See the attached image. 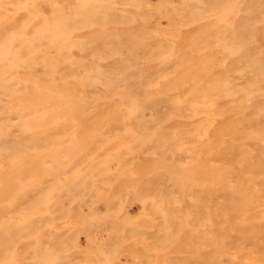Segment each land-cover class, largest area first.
Returning a JSON list of instances; mask_svg holds the SVG:
<instances>
[{
    "label": "rangeland",
    "instance_id": "obj_1",
    "mask_svg": "<svg viewBox=\"0 0 264 264\" xmlns=\"http://www.w3.org/2000/svg\"><path fill=\"white\" fill-rule=\"evenodd\" d=\"M218 3L231 5L226 0ZM246 3L238 0L236 7L244 10ZM160 7L168 9L169 5L160 6L158 0H0V201L6 204L10 198L12 211L17 209L11 216L2 205L0 212L22 221L11 225L7 235H0V264H160L165 258L164 229L159 231L154 222L164 220L171 225V218L204 219L199 220L198 214L162 216L163 207L171 212L177 209L175 202L177 206L185 203L170 190L177 186L174 180L178 178L188 180L187 188L195 192L188 204L201 200L204 203L197 204L206 206L214 200L206 206L209 211L205 210L216 213L218 209L219 217L210 216L209 220H221L223 212L240 226L252 224L256 230H264V192L254 193L253 185L261 182L255 180L254 169L249 170L251 158L235 157V162L232 156L226 157L225 144L214 136L237 138L240 129L235 123L231 125L235 118L230 116V125L224 127L226 123L218 120L216 113L212 116L206 112L200 101L203 97L195 103L196 96L209 94L211 88L205 76H196L198 69L181 78L156 76L158 22L162 19L170 24L159 13ZM228 26L242 27H221ZM199 81L208 91L202 85L195 88ZM179 110L185 113L181 112L183 117ZM195 112L198 118L194 121ZM201 126L205 130L211 127L210 135L203 134ZM190 133L199 134L196 138L200 139L194 141L203 140L193 151L186 145ZM178 142L183 143L180 155L174 150ZM205 147L210 148L208 153ZM210 157L226 160L230 166L223 165L224 169L227 166L223 171L219 165L224 163L213 164ZM173 160L178 165H172ZM181 160L187 163L185 168ZM231 168L242 173L236 178L238 184L231 179L235 176L230 178L226 173L232 174ZM166 174L174 181L172 188H166L170 182ZM224 176L231 181L228 184L235 185L232 187H236L233 190H237L238 199L242 196L236 210L234 203L228 206L220 202L223 194L219 201L218 192L224 193L227 184ZM242 179L244 184L239 186ZM22 186L30 188L23 199ZM195 189L201 196L206 194L204 199L207 192L214 199L202 200ZM256 197L261 201L256 206L260 211L252 204ZM186 247L177 253L194 258L192 249ZM187 250L190 253L186 254ZM256 250L245 251L247 255L238 251L202 258L210 260L206 264H212L214 258L221 259L214 264L224 260L223 264H257L262 258L264 261L260 255L264 251L259 249V254ZM249 254L261 259L256 261ZM243 259L251 261L241 262Z\"/></svg>",
    "mask_w": 264,
    "mask_h": 264
},
{
    "label": "bare ground",
    "instance_id": "obj_2",
    "mask_svg": "<svg viewBox=\"0 0 264 264\" xmlns=\"http://www.w3.org/2000/svg\"><path fill=\"white\" fill-rule=\"evenodd\" d=\"M226 1H228L231 5L228 6L226 4L218 3V2H221V0H158V4L160 6L169 5L168 9L166 7L165 9L161 10V7H160L159 13L161 15H163L164 17L166 16L165 18H167L169 20L170 24L165 22L162 19H160V22H158L159 23V27H158L159 29L157 30V32L159 33L160 40L158 42V53L156 54L157 55L156 57L158 58V60H157L158 69L155 72H156V76H176L177 78H178V76H180V78H181V76H190L189 72L194 71V70L196 71V69H198L199 73L196 76H205L204 78L207 80V82L205 81V83L211 87L209 94L202 93V94L198 95V93H197L196 95H198V96L195 97V103H197V101H199L200 97H203L200 99V101H201V103H203V105L205 107L204 109L206 110V112L211 113L212 116L215 115V113H216V116L218 115L217 118L220 117V118H218V120L221 119L223 124L226 123V124H224L225 125L224 127H226V125H230V123H231V121H229L230 116L235 118V119H233L234 121L231 125H233L235 123L238 125V127L240 129V130L239 129L238 130L240 131L239 133H241V134L238 135L237 138L230 137V139H229L227 137H224L228 134L221 136V137H218L217 135H214V136H216L219 141H221L223 144H225V152H224L225 154L223 153V155H225L226 157L232 156L231 158H233V160L235 157H238V159H239V157H241V159L242 158L243 159L251 158V161L248 162V164H250L249 170L254 169V170H252V172L255 171V174H254V176L256 178L255 180L261 182L260 184L253 185V190L255 191L254 193L258 194V193L264 192V175H263V172H264V28H262V27H249V26H251V25H263L264 26V0H246L247 3L244 6H242L244 10H242V9L240 10L236 7L237 6L236 3L238 0H226ZM168 25H172V28L169 29ZM219 25H220V27H219ZM227 25H242V27H229V26L228 27H221V26H227ZM133 59H135V58H133ZM138 59L139 58H137V60ZM143 60H145V59H143ZM128 64L131 65V63H128ZM130 65H129V67H130ZM154 65L156 68V64H154ZM134 66L135 65H132V67H134ZM143 68H144V66H143ZM132 72H133V70H132ZM193 73H195V72H193ZM142 74H143V71H142ZM154 75H155V73H154ZM109 76H110V74H109ZM177 78H176V80H177ZM198 80H199V77H198ZM178 82L180 83L182 81L180 80ZM201 82L198 84L199 86H197L195 84L196 89L200 88V86L202 85ZM187 84H188V82H187ZM177 87H178V84H177ZM204 87L205 86H203V90L208 91ZM195 91H197V90H195ZM179 92H180V90L178 91V93ZM192 93H194V91L190 92V94H192ZM179 95H180V93H179ZM187 97H189V96H186V98ZM173 98H175V97H173ZM171 99H172V97H171ZM188 99H190V97ZM218 99L220 100V102H217ZM187 101H189V100H187ZM200 101H199V103H200ZM166 111H168V109H166ZM186 111H187V109H186ZM179 112H180V110H179ZM182 113L180 116L183 117V115L185 113H183V115H182ZM187 114H186V117L188 116ZM97 115H99V114H97ZM187 118L189 119V117H187ZM197 118H198L197 113H196V115L192 113V119L195 121V120H197ZM212 118L214 119V117H212ZM178 122L180 123V121H178ZM187 122H184V123L186 124ZM215 122H218V121H215ZM190 123H192V122H190ZM218 123H220V122H218ZM218 123H216V126ZM175 126H178V125H175ZM179 127H176V128H179ZM204 127H207V126H204ZM176 128H175V132L177 131ZM201 128H202V126H201ZM210 128H209V130H205V128L204 129L202 128L203 130L201 129L200 131H203V134H205V135H207V134L210 135V133H211ZM217 128L218 127H216V129ZM206 129H208V127ZM112 131H113V129H112ZM214 131H215V129H214ZM214 131H213V134H214ZM230 131H231V129H230ZM56 133H55V135H58ZM225 133H227V129H226V132H224V134ZM228 133H229V130H228ZM175 134H177V133H175ZM213 134H211L212 137H213ZM230 134L231 133H229V135ZM62 135H63V133H62ZM197 135H199V134H197ZM196 136L194 133H190V138L186 140V142H187L186 145H191L190 150H192V151L194 149V146H199L203 141L202 140L201 143L194 141L197 138L200 139L199 137L196 138ZM202 136H203V138H202ZM202 136H201V139H204V135H202ZM214 138H212V139H214ZM231 138H233V139H231ZM178 139H179V137H178ZM217 139H215L214 142H217L216 141ZM11 140H13V139L11 138ZM198 141H200V140H198ZM214 142H212V143H214ZM236 142H238V144ZM204 143H203V146H204ZM209 143H211V142H209ZM210 145H212V144H210ZM175 146H176V148L174 149L175 154L180 155L179 150L183 146V143L178 142ZM207 146L208 145H206V147ZM206 147L203 149H205L208 153V150L210 148L206 149ZM226 147H227V150H226ZM15 149H17V148H15ZM200 150L201 149H199V151ZM12 151H13V149H12ZM207 153H206V156H209V154L207 155ZM198 154H200V153H198ZM215 154H216V152H215ZM218 154H219V152H218ZM220 154H222L221 151H220ZM200 155L203 156L204 154H200ZM197 156H194V158H196ZM188 157H190L191 158L190 161H192L193 156L189 155ZM203 157H205V156H203ZM213 157H214V155H213ZM213 157H210V159ZM174 158L176 160V157H174ZM207 158L208 157H205V160ZM218 158L224 160L223 158H225V157L221 158L218 156ZM167 159H169V158H167ZM181 159H183L182 156H181ZM236 159L237 158H235V160ZM175 160H173L172 165H174V164L178 165V163L176 164V162H178V161H175ZM183 160L188 162V160H185V158ZM196 160L198 161L197 158H196ZM226 160H225V162H226ZM184 161H182V165L187 164ZM199 161H201V160H199ZM221 161L219 162V159L217 161V158H216V159H214V162H212V163L217 164V162H218V163L222 164ZM239 161H241V160H239ZM202 162H203V160H202ZM225 162H223L224 164L219 165V166L221 168H223L225 165L228 166L229 164H227ZM235 162H237V160ZM189 164H190V162H189ZM182 165L179 164V167L182 168ZM184 165H183V168L186 167V165L185 166ZM227 166L225 169L223 168V171H225L227 169ZM175 170H177V169L174 168V170H173L174 173L176 174L178 172L177 174H179V171L175 172ZM215 171L216 170H214V174H213L214 176H215ZM231 171H232V174H230V171L226 172L227 174H229V176L230 175L235 176V179H234V177L231 178V176H230L231 179L236 180V178L237 179L240 178V174H242L241 172H240V174H238L239 172L235 168L234 169L231 168ZM246 171H247V169H246ZM233 172L236 173V175L235 174L233 175ZM174 173H172V174H174ZM183 173H181V175H183V176L189 175V172H188V174L185 172H183ZM212 173H213V171H212ZM237 174L239 175V177ZM166 175L168 177V174H166ZM223 175H225V173ZM178 177H180V176H178ZM168 178L165 181H168ZM169 179H170L169 181L171 182V178H169ZM174 179H176V178H174ZM224 180L227 181V184L225 182L223 183V184H226L225 187L223 186L224 187L223 188L224 193H221V191L218 192L219 196H221V197H219V201H220V199H222V195H220V194H223V201H220V202L226 203V205L234 203V208L236 210L237 208H236L235 204H236V202L239 204L242 203V201L241 202L239 201L242 199V196L240 197L241 199H238L239 195L236 194L237 190H236V193L233 190V189H236V187L234 188V187H232V185L234 184V182L237 184H238V182H237V180L233 181V184L230 183L231 184L230 185V184H228L230 180L229 181L226 180V177L224 178ZM28 181H30V179ZM174 181L177 182V184H176L177 186L174 187V189H170V190L175 191V194L178 195L177 197H179V199H181V201L184 200L185 203L184 204L180 203V205L177 206V203L175 202V204H174L175 206L173 205V207L174 208L176 207L177 209H174L171 212H169L166 209V207L161 206V209H162V207L165 209V210L164 209L162 210V216H168V217L169 216H176V217H178V216H184V215L190 216L191 214L192 215L196 214V216H197V214H198L201 216V218L199 220L202 219V216H204V219H206L207 217H208V219H206V220L202 219L201 221L194 222V221H186L185 219L184 220H181V219L172 220V218H171V221H172L171 225L168 224V221L166 224L164 220H156L154 223L157 224V226L159 228L158 230L162 231L164 229L163 230L164 235H163V237H161V239L164 240V244L162 245V248H163V251L165 252V258L160 262V264H206L208 261H210L207 258H202V256L203 255L206 256V254H208V255L210 254V256H211V254L213 253V254H215L213 256H216V255L232 254L233 252H235V254H236V253H238V251H239V253H240V251H244L243 253H245V251H250V250L255 249V248L257 249L256 250L257 253H259V249L264 251V230H261V231L256 230L258 228H256L254 226L255 227V229H254L253 227H251L252 224L245 226V227L240 226L239 223H237L236 221L230 220L229 214L224 215L223 212L221 211L223 208L222 209L220 208L221 206L224 207L225 204H224V206L221 204V206L219 207V211L222 212V213H220V214H222V219L221 220L219 219L218 221H217V219H216V221H215V219L209 220L210 216H212V217L216 216L217 215L216 213L218 212V209H217L216 213H206L207 210H205V209L206 208L208 209L209 205L214 200L213 201L211 200L209 205H206V202H205V205L208 207L203 206L202 204H197L199 201L197 202L196 200H194V201H196V203L193 204V202H191V205H190L188 203L193 200L194 196L192 197V195H191V193L193 192V189L190 187L187 188L186 183L188 182V180L186 182L185 179L178 178ZM241 181H242V183H239V186H240V184H244L243 179ZM173 182L170 183V186L168 185L169 184L168 183L166 188H170L172 186L171 184H173ZM245 182L247 183V180H245ZM212 183H213V181H212ZM188 184L190 185V183H188ZM22 185H23V183H22ZM173 185H175V184H173ZM229 186L231 188H228ZM233 186H235V185H233ZM260 187H263V189H261ZM190 189L192 190L191 192H190ZM170 190H167V191H170ZM196 190L197 189H195V191ZM210 190L208 188V191H210ZM197 191L199 192V190H197ZM203 191H204V193H202V194H205L206 190L204 189ZM247 192H249V191H247ZM251 192H252V190L250 191V193ZM0 193H1V191H0ZM28 193H30V188L23 189V186H22L20 197L23 199L26 197L25 195ZM193 193H195V192H193ZM207 193H208L206 196L207 199L209 197L214 199L212 196H210L209 192H207ZM11 194L13 195L14 193H11ZM198 194H197V197H198ZM176 195H175V197H176ZM205 195L201 196V193L199 194V196L201 197L202 200H207V199H204V197H203ZM212 195H213V193H212ZM240 195H242V194H240ZM216 197L218 198L217 195H216ZM31 198H33V197H31ZM210 198H209V200H210ZM257 198L258 197H256V199H255V202L257 204L254 205V203H255L254 201H253L254 203H252L256 209L258 208L256 206L261 202L260 199H257ZM262 198L263 197L261 195V199ZM8 200H10L11 202L6 203V204H1L2 201H0V209L3 207L2 205H4L5 209L10 211L7 214L13 216V213L17 209L14 210V212H13L12 209H13L14 205L12 204V200L10 198H8ZM176 201H178V203H179V200H176ZM200 202H201V200H200ZM201 203H204V202H201ZM23 204H25V203H23ZM260 204H259V206H260ZM217 205L219 206L220 204H217ZM253 206H252V208H253ZM224 208H227V207L225 206ZM239 208H242V207L239 206L238 209ZM255 208H254V210H256ZM260 208H258L259 211H260ZM226 210L229 211L230 209L228 208ZM208 211H209V209H208ZM232 211H233V209L231 210V212ZM159 212H161V210ZM231 216H232V214H231ZM257 216H259V215H257ZM187 217L188 216H186V218ZM212 217L210 219H212ZM217 217H219V216L217 215ZM238 217H239V215H238ZM238 217L235 216L234 218H238ZM250 218H251V216H250ZM187 219L189 220V217ZM255 219H257V217ZM255 219H253V220H255ZM15 223L21 224L22 221H19L18 219L16 220L13 218L11 219V217L8 218V216H6V214H3L0 212V235H7L8 234L7 232L10 231V229L12 228L13 225H15ZM170 231H172V238H170ZM166 233H167L168 238L166 236ZM186 246L190 247V249H192L191 253L193 252V254L195 255L194 258L187 257L189 255L187 253H190V252H188L190 250L186 251L187 256L182 255V253H185V252H180V253L178 252L177 253V251L179 249H182ZM261 250H260V252H262ZM176 254L181 255L182 257H179V256L172 257L173 255H176ZM245 254L247 255V253H245ZM245 254L243 256H245ZM249 255H248V258L251 256V255L250 256ZM260 255H262L264 257L263 252ZM224 257H225L224 259H226L228 256H224ZM254 257L255 258H252V256H251V258L255 259L256 261H258L260 258L259 257L257 260L256 256H254ZM219 258H221V257H219ZM148 259H149V257H148ZM237 259H240V258H237ZM219 260H221V259H219ZM219 260H218V258L217 259L214 258L211 261H212V264H214L213 262H218ZM255 260H253V261L255 262ZM262 260H263V258L261 259V262L264 263V261H262ZM222 261H223V259H222ZM225 261L226 260H224L223 263ZM244 261L246 263L247 262L250 263L251 259H250V261L249 260L246 261L243 259V261H241V262H244ZM220 262L221 261H219L218 263H220ZM261 262L259 260V262L257 264H259V263L263 264ZM228 263H226V264H228ZM230 263H232V262H230ZM147 264H149V263H147ZM152 264H155V263H152ZM242 264H244V263H242ZM253 264H255V263H253Z\"/></svg>",
    "mask_w": 264,
    "mask_h": 264
}]
</instances>
